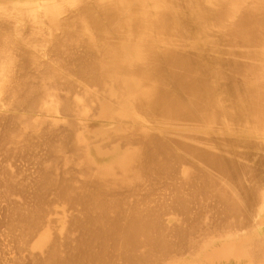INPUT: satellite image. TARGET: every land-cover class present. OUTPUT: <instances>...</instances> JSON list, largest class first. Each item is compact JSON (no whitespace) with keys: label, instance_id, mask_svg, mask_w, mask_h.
Instances as JSON below:
<instances>
[{"label":"bare ground","instance_id":"6f19581e","mask_svg":"<svg viewBox=\"0 0 264 264\" xmlns=\"http://www.w3.org/2000/svg\"><path fill=\"white\" fill-rule=\"evenodd\" d=\"M0 156L16 264H264V0H0Z\"/></svg>","mask_w":264,"mask_h":264},{"label":"rangeland","instance_id":"374dc122","mask_svg":"<svg viewBox=\"0 0 264 264\" xmlns=\"http://www.w3.org/2000/svg\"><path fill=\"white\" fill-rule=\"evenodd\" d=\"M0 157H1V156H0ZM15 157H16V155H15ZM17 157L20 158L21 156H17ZM17 159H18V158H17ZM17 159H16L15 162L17 163L16 165L19 166L20 164H18ZM20 159H21V158H20ZM20 159H18L19 162H21V160H22V159H21V160H20ZM0 160H2V159H0ZM22 162H23V161H22ZM23 163H24V162H23ZM23 163L21 164V167H19V168L25 170V168H22V167H23V166H22ZM26 165H27V164H26ZM26 165L24 164V167H25ZM26 167H28V165H27ZM29 168H30V167H29ZM26 169L29 170V171H28V173H29V172H30V169H28V168H26ZM26 172H27V171H26ZM2 199H3V197H2V195H1V196H0V202H1L0 204L3 203L2 205H0V211H1V213H2L3 211L6 210V209H4V208H6V205H7V204L5 203L6 201H5L4 199H3V200H2ZM5 204H6V205H5ZM2 206H3V207H2ZM2 209H4V210L2 211ZM6 211H7V210H6ZM6 211H5V212H6ZM1 213H0V214H1ZM3 213H4V212H3ZM6 214H7V212L4 213V216H6ZM0 216H1V217H0V225H2V226H0V235L3 234V235L5 236V239H6L7 241H9V242H8L9 245L6 243L7 241H6L5 239L3 240V241H5V242H3V243L5 244L4 246H3V243H0V245H2V246L4 247V248H3L2 246H0V253H1V256H0V264H3L4 262H5V264H6V263L16 264V263L18 262V259H19V258H17V257H23V258H26V256L29 257V253H27L28 255H26V256L24 257V256H23V252L25 251V253H26V250H23V251L21 252V255H19V254H20V251H19V248L16 246V245H17V242L15 241V239H14V241L12 240V239H13L12 236H11V237L6 236V234L8 235V233H7V232H4V231H7L5 228H3L4 225L6 224V223H5V222H6V219H5V217L3 218V215H0ZM1 220H5V222H4L5 224H3V221H2V223H1ZM52 220H54L53 223H56V224L54 225V227H56V226L58 227L57 224H59V223H58V222H55L54 217H53ZM52 226H53V224H52ZM1 227H2L3 229H2ZM5 227H6V225H5ZM1 229H2V230H1ZM4 229H5V230H4ZM54 230H55V229H54ZM2 231H3L4 233H3ZM3 235L0 236L2 239H3V237H4ZM36 237H37V236H35V238L33 239V241H35V240L37 239ZM1 238H0V240H2ZM8 238H10V239H8ZM11 238H12V239H11ZM11 240H12L14 243H16L15 246H14V244H13V242H12ZM0 242H2V241H0ZM10 244H11V246H10ZM6 245L9 246V247H8V246L6 247L7 250L5 249V246H6ZM12 246H13V247H12ZM14 247H15V249H16V247H17L18 250H17V249H16V250L19 252V254H18L17 257H16V260H17V261L15 260L16 263L13 262V261H14L13 258H9V257H13V256H14V258H15V256H16L17 251H16V253L13 252V251H15ZM11 248H12V250H13V249H14V250H13V251H12V250H9V249H11ZM4 249L6 250V253H5V250H4ZM1 250H2V251H1ZM8 250H9V251H8ZM11 251H12V252H11ZM28 251H29V250H27V252H28ZM2 252H4V253H2ZM8 252H9V253H8ZM10 252H11V253H10ZM7 253H8V254H7ZM25 253H24V255H25ZM14 254H15V255H14ZM5 255H6V257H4ZM7 256H8V257H7ZM2 257H3V258H2ZM4 258L8 259L9 261L12 260V262H9L8 260H6V259H4ZM23 258H21L22 260H19V261H21L22 263L19 262L18 264H24V263L28 260V258H26V261H24L25 259L23 260ZM1 259H2V260H1ZM10 259H11V260H10ZM3 260H5V261H3ZM2 261H3V262H2ZM23 261H24V263H23Z\"/></svg>","mask_w":264,"mask_h":264}]
</instances>
